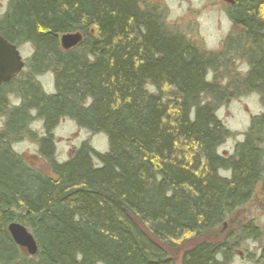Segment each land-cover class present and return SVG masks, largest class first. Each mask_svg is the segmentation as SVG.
Wrapping results in <instances>:
<instances>
[{
  "label": "trees",
  "instance_id": "obj_1",
  "mask_svg": "<svg viewBox=\"0 0 264 264\" xmlns=\"http://www.w3.org/2000/svg\"><path fill=\"white\" fill-rule=\"evenodd\" d=\"M230 12L239 38L214 54L172 33L147 0H8L0 33L34 52L27 73L0 88V264H177L175 250L193 238L202 240L180 264L228 263L235 235L204 238L264 194V112L224 156L230 132L217 111L240 92L264 107V0H235ZM76 32L82 42L63 50L60 37ZM237 59L244 78L209 79ZM47 73L53 94L36 82ZM34 118L46 131L39 139ZM66 118L106 135L109 150L83 142L59 162L52 132ZM26 137L51 175L14 151ZM11 223L33 234L36 255L15 244ZM258 233L249 224L238 236Z\"/></svg>",
  "mask_w": 264,
  "mask_h": 264
},
{
  "label": "rangeland",
  "instance_id": "obj_2",
  "mask_svg": "<svg viewBox=\"0 0 264 264\" xmlns=\"http://www.w3.org/2000/svg\"><path fill=\"white\" fill-rule=\"evenodd\" d=\"M157 6L163 15L168 29L174 34H180L193 42L202 51L218 54L223 51L228 38H239L240 28L230 18L232 3L230 0H147ZM8 0H0V18L5 13ZM21 56L27 64L34 49L30 44L19 46ZM25 64V65H26ZM230 66L218 68L216 74L211 73L209 79L216 78L220 85L229 83L232 79H242L248 72L244 60H236ZM25 69V68H24ZM26 69L22 74H26ZM36 82L47 94L55 93V79L51 73L36 77ZM5 94L8 102L18 104L16 94L8 91ZM264 112L261 98L256 93L240 92L237 96L228 98L218 109L217 115L229 130L230 135L219 147L224 156L235 153L237 145L245 138V133L251 125L252 118ZM3 119H0L2 128ZM31 130L42 137L46 131L43 123L34 118ZM56 159L59 162L69 160L81 146L87 142L97 153L104 154L109 150L108 138L104 134H93L80 128L74 121L66 118L59 121L53 130ZM39 142L26 137L16 143L13 148L32 167L43 174L51 175L48 162L40 155ZM232 219L223 226L213 230L204 239L224 241L228 236L235 235L237 246L228 258L227 264H264V194L257 191L253 199L237 210ZM254 224L259 233L257 237H240L241 229ZM201 238H193L182 242L175 250L177 264H180L182 253L200 242Z\"/></svg>",
  "mask_w": 264,
  "mask_h": 264
},
{
  "label": "water",
  "instance_id": "obj_3",
  "mask_svg": "<svg viewBox=\"0 0 264 264\" xmlns=\"http://www.w3.org/2000/svg\"><path fill=\"white\" fill-rule=\"evenodd\" d=\"M83 40L80 32L67 33L60 37L63 50H71L77 47ZM25 60L21 56L19 48L9 43L0 33V88L14 80L25 68ZM13 241L24 253L29 256L36 255L37 242L33 234L19 223H11L8 226Z\"/></svg>",
  "mask_w": 264,
  "mask_h": 264
},
{
  "label": "flooded vegetation",
  "instance_id": "obj_4",
  "mask_svg": "<svg viewBox=\"0 0 264 264\" xmlns=\"http://www.w3.org/2000/svg\"><path fill=\"white\" fill-rule=\"evenodd\" d=\"M230 2L232 3V5H234V4H235V0H230Z\"/></svg>",
  "mask_w": 264,
  "mask_h": 264
}]
</instances>
